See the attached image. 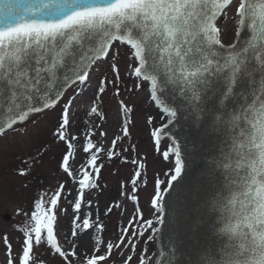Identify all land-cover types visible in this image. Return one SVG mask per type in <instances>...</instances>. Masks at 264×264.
Listing matches in <instances>:
<instances>
[{"label": "snow or ice", "instance_id": "snow-or-ice-1", "mask_svg": "<svg viewBox=\"0 0 264 264\" xmlns=\"http://www.w3.org/2000/svg\"><path fill=\"white\" fill-rule=\"evenodd\" d=\"M233 10L235 39L225 43ZM117 43L133 80L124 91L142 92L161 121L146 116L152 147L171 167L151 177L147 154L125 143L133 105L117 100L110 141L92 119L106 120L110 88L122 95ZM58 107L49 132L64 179L14 207L23 222L13 225L18 248L0 236L6 264H132L141 243L137 264H264V0H0V138ZM47 151L28 156L18 175ZM105 159L133 166L105 203L104 217L121 210L109 237L97 196ZM154 239L162 243L149 257Z\"/></svg>", "mask_w": 264, "mask_h": 264}, {"label": "rangeland", "instance_id": "rangeland-1", "mask_svg": "<svg viewBox=\"0 0 264 264\" xmlns=\"http://www.w3.org/2000/svg\"><path fill=\"white\" fill-rule=\"evenodd\" d=\"M234 15V10L229 13V31L224 37L225 42H230L234 38L235 24L234 20L231 19ZM117 48L121 53L118 66L124 79V84L121 85L122 95L121 97L114 98L112 95V89L110 88L103 96V104L100 109L104 113L106 120L101 121L98 117H93L92 119L96 124L102 125L100 130L107 131L108 141H110L114 135L119 134L120 122L122 119L118 114L117 100L125 99L129 104L133 105L135 110L131 114V118L134 121V125L131 126V139L126 140L125 143L135 144L138 153L147 154L148 173L149 177H151L154 172L167 170L171 167L169 163L163 161V159L155 153L152 147V142L150 140V126L146 123V116L149 114L156 116V122L153 126H159L161 121L158 110L148 104L144 99L142 92L129 93L124 91V85L130 87L133 84V80L124 75V52L126 51V47H120L117 43ZM107 70L108 65L105 63L101 66V71ZM96 80L97 78L93 76V87L88 89L86 95H92L95 90L94 86ZM59 110L58 107L54 112H49L44 118L38 119L34 116V120L38 119L37 124L33 125L29 122L26 126H21V132H9L6 137L0 138V236L7 233L11 238L14 249L19 247L17 238L20 233L13 227V225L20 226L23 222V217H17L14 214V207L17 205H29L31 200L37 196L42 189L51 188L57 181L64 179L63 175L57 171L60 147L52 143V137L49 132V129L53 128L55 125V118ZM84 112L85 109H81V117L84 120H87ZM25 131L27 133L26 135L23 134ZM93 131H96V129H93ZM108 141H105V143L107 144ZM168 144L169 140L166 137L162 138L161 151H163ZM44 146L48 147V151L42 156L40 162L34 163L33 170L29 172L27 176L18 175V169L22 166H26L23 164V161H25L30 155L34 156L37 150ZM117 169L118 171H116ZM132 169L133 166L131 164H121L119 160L108 162L105 159L104 161V167L100 174V185L103 191L101 192L97 190V196L100 204L101 218L106 222V231L104 233L106 237L111 236L113 232L119 228L121 223L119 213L121 210H116L111 216L104 217L103 212L105 203L107 202L111 204L118 198L119 182L122 177L131 172ZM114 171L116 172L115 175H113ZM35 176H42V179H36ZM25 184H27V187H24ZM150 188L151 185H149V190ZM146 198L147 192L142 191L140 193V204L145 209V216L148 215ZM123 206L128 209V215H131L133 211L132 203L125 202ZM4 212L10 214L9 220L2 218L1 214ZM66 226V222L61 220V242H63V235ZM155 242L156 240L154 239L146 245L148 250L147 255L149 257L153 256L155 253ZM144 247L145 245L143 243L138 245V252L136 258L132 261V264H137L140 252ZM43 251L44 249L41 248L40 252ZM37 255L39 257L40 253L38 252ZM0 264H6L5 248L2 242H0ZM49 264H61V261L57 257L50 259Z\"/></svg>", "mask_w": 264, "mask_h": 264}, {"label": "water", "instance_id": "water-1", "mask_svg": "<svg viewBox=\"0 0 264 264\" xmlns=\"http://www.w3.org/2000/svg\"><path fill=\"white\" fill-rule=\"evenodd\" d=\"M235 14V13H234ZM235 39V38H234ZM230 42H232V41H230ZM230 42H225V43H230ZM154 107V106H153ZM155 108V107H154ZM156 109V108H155ZM2 218H4L5 220H8L9 218H10V215L7 213V212H5V213H3L2 214ZM166 239H167V236L165 235V237H164V241L163 242H166ZM161 243H162V241H159V240H157V243H156V251H155V254H154V256H157V254H158V252H159V249H160V246H161Z\"/></svg>", "mask_w": 264, "mask_h": 264}, {"label": "trees", "instance_id": "trees-1", "mask_svg": "<svg viewBox=\"0 0 264 264\" xmlns=\"http://www.w3.org/2000/svg\"><path fill=\"white\" fill-rule=\"evenodd\" d=\"M35 178H36V179H42V176H38V177L35 176Z\"/></svg>", "mask_w": 264, "mask_h": 264}, {"label": "bare ground", "instance_id": "bare-ground-1", "mask_svg": "<svg viewBox=\"0 0 264 264\" xmlns=\"http://www.w3.org/2000/svg\"><path fill=\"white\" fill-rule=\"evenodd\" d=\"M155 254V253H154ZM154 254H153V256H154Z\"/></svg>", "mask_w": 264, "mask_h": 264}]
</instances>
